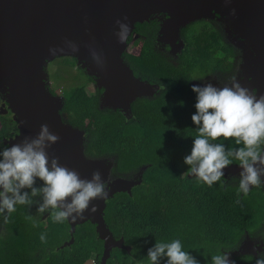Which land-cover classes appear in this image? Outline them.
I'll list each match as a JSON object with an SVG mask.
<instances>
[{
    "label": "trees",
    "instance_id": "obj_1",
    "mask_svg": "<svg viewBox=\"0 0 264 264\" xmlns=\"http://www.w3.org/2000/svg\"><path fill=\"white\" fill-rule=\"evenodd\" d=\"M155 29L153 22L136 24L122 58L134 76L155 79L164 88L159 97L132 102L129 119L119 110L99 109V92H87L92 79L74 58L57 59L61 63L55 78H62L63 73L76 84L52 94L63 100V122L84 132L86 157L115 155L113 177L131 178L145 166L140 184L130 194L117 193L106 201V227L116 240L122 238L131 248L129 254L112 249L106 264H150L147 253L156 241L175 239L198 264H213L214 255L237 249L245 235L264 237L262 184L247 196L241 193L238 197V179L235 184L221 180L209 187L185 174L188 166L184 158L191 154L197 135L191 119L196 112L191 77L196 71L223 70L222 60L213 58V54L221 50L232 55L234 50L221 43L220 31L195 37L191 34L175 66L152 49ZM73 68L78 70L76 75H71ZM2 119L0 116V138L9 127L7 123L6 128L2 125ZM217 142H223L226 150L242 146L223 138ZM42 184L37 180L35 186ZM37 209L35 203L17 205L7 223L0 216V264H100L103 242L94 225L85 222L76 226L73 243L61 248L71 238L69 225L66 221L53 222L49 213L38 215ZM41 234H46V242L40 240ZM256 258L241 255L231 261L255 264ZM160 264H166V258Z\"/></svg>",
    "mask_w": 264,
    "mask_h": 264
},
{
    "label": "water",
    "instance_id": "obj_2",
    "mask_svg": "<svg viewBox=\"0 0 264 264\" xmlns=\"http://www.w3.org/2000/svg\"><path fill=\"white\" fill-rule=\"evenodd\" d=\"M160 13L167 16L160 33L167 32L168 39L176 38L180 28L191 22L216 17L229 39L242 49L241 85L257 97L264 95V0H0V95L17 125V134L2 143L7 147L21 143L25 137H35L41 125L47 124L50 132L60 137L47 149L50 158L58 157L60 164L76 170L82 178L91 179L94 171L101 172L107 198L93 201L82 219L66 220L71 238L61 246L73 243L76 226L90 222L103 242L100 264H106L114 248L130 253L123 239L116 240L106 227L104 209L115 194H130L140 184L145 169L131 178H111V162L85 158L84 132L63 122V100L48 90L45 67L56 58H74L77 66L93 78L97 89L103 90L99 108L119 110L129 119L131 103L154 94L159 87L136 78L122 56L135 25ZM117 20L129 26L125 43H119L115 35ZM66 42L75 44L79 51L73 53ZM50 48L65 51L52 56ZM90 48L100 55L101 65L92 59ZM223 171L225 178L239 176L242 169L232 164ZM92 206L98 207L94 214ZM260 251H264V242L254 244L246 236L227 254L231 261Z\"/></svg>",
    "mask_w": 264,
    "mask_h": 264
},
{
    "label": "clouds",
    "instance_id": "obj_3",
    "mask_svg": "<svg viewBox=\"0 0 264 264\" xmlns=\"http://www.w3.org/2000/svg\"><path fill=\"white\" fill-rule=\"evenodd\" d=\"M116 24L118 42L125 43L129 26L120 20ZM66 45L73 53L79 51L72 42H66ZM63 51L64 48H50L49 54L55 56ZM90 52L92 59L101 65L100 55L91 48ZM192 91L196 93V112L191 119L197 126V135L191 154L184 158L188 166L185 174L211 187L222 180L223 170L236 161L242 169L237 196L241 193L247 196L253 187L258 188L264 183V95L257 97L235 78L223 87L212 83L193 85ZM221 138L223 141L234 140L235 145L242 146L226 150L223 142H217ZM59 139L50 132L47 124H43L35 137H25L21 143L0 149V216L5 223L17 205L34 203L38 205V215L49 213L55 223L68 219L75 222L83 218L93 201L107 198L108 190L99 170L92 173L91 179L82 178L76 170L60 164L58 157H49L47 149ZM37 180L43 182L41 187L35 186ZM90 211L94 214L98 207L92 206ZM28 218L32 219L31 216ZM40 240L46 242V234H41ZM164 258L166 264H198L183 250L179 239L156 241L148 250L150 264H160ZM211 259L213 264H235L227 253L214 255ZM255 264H264V253L258 252Z\"/></svg>",
    "mask_w": 264,
    "mask_h": 264
},
{
    "label": "flooded vegetation",
    "instance_id": "obj_4",
    "mask_svg": "<svg viewBox=\"0 0 264 264\" xmlns=\"http://www.w3.org/2000/svg\"><path fill=\"white\" fill-rule=\"evenodd\" d=\"M167 20V16L165 14H157L152 16V18L149 19L148 22H153L155 24V31L153 32V43H152V49L155 50L157 53H159L161 56L169 60L172 64L177 66L180 63V59L183 55V52L185 50V46L187 45V39L188 36L191 34L195 37L196 35H199L202 32H219L221 33V43L227 44L231 46L234 50L232 55H229L227 53L222 52L221 50H218L215 54H213V58L222 60L223 64V70L220 69H214L209 72L205 71H196L193 73L194 75L191 77V85H198V86H204L207 83H212L216 87H223L225 85H230L233 78L237 80L238 83L241 84L243 81L242 73H241V65H242V49L240 46L235 42L233 43L229 39L228 33L225 31V26H223L220 22L217 21V18L214 19H205V20H197L194 22H191L187 24L185 27L180 28L179 33L176 38L173 39V36L171 39H168V33L166 32L164 35L160 33L162 23ZM209 25L210 27H206V25ZM182 45V46H181ZM193 58H198V56L193 55ZM225 67H227V70H225ZM84 71V70H83ZM134 75V74H133ZM136 78H139L142 81H145L151 85H156L159 87V89L152 95L146 96L145 98H154L159 97L161 94V91L163 90L162 87L159 86V84L156 83L155 79H142L140 77L135 76ZM92 79V82L88 83L93 86V93L99 92L97 94L98 96V103H100V97L103 92V90L97 89L95 86V82ZM47 88L51 92H54L55 90L48 85L47 82ZM99 107V105H98ZM101 109V108H99ZM0 116L3 117V126L6 128L5 123L9 127L6 128L5 134L0 138V149L4 147L2 140L3 139H10L13 138L17 134V125L15 122L12 121V113L8 109V105L5 103L3 97L0 95ZM84 144V141H83ZM84 150V147H83ZM85 156V155H84ZM88 160H94V159H105L108 162L112 163L111 169H114L116 167L117 157L115 155L107 156V157H86ZM139 169H145V166H142ZM111 176V175H110ZM113 178V176H111ZM115 178V177H114ZM235 178V179H233ZM239 179V176H226L225 178H222V181L224 183H227L228 181L232 184L236 183L235 180ZM264 181V179H262ZM264 186V183H262ZM245 235L243 240L239 245H241L246 238ZM249 237V236H248ZM249 239L254 242V244H261L264 242V237L255 236V237H249ZM239 247V246H238ZM259 253H264V251H260ZM258 252H256L255 255L249 254L250 256L257 257Z\"/></svg>",
    "mask_w": 264,
    "mask_h": 264
},
{
    "label": "rangeland",
    "instance_id": "obj_5",
    "mask_svg": "<svg viewBox=\"0 0 264 264\" xmlns=\"http://www.w3.org/2000/svg\"><path fill=\"white\" fill-rule=\"evenodd\" d=\"M206 27H210V26L207 24ZM57 59L58 58L50 61L45 67V73H46L48 85L56 91H58L60 89H68L69 87H73V85H75L76 82L73 81L71 78L67 77V75H64L62 73V75H63L62 78H58V79L55 78V74L59 72V66L61 63L59 61L60 59L59 60H57ZM77 72H78V70L76 68H73L71 70V75H76ZM83 79L81 77V81ZM86 89H87L88 93H93V86L91 84H88L86 86ZM1 234H2V231L0 229V236H1Z\"/></svg>",
    "mask_w": 264,
    "mask_h": 264
}]
</instances>
